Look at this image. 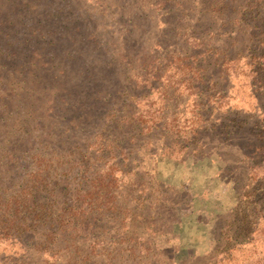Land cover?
<instances>
[{"label": "rangeland", "instance_id": "1", "mask_svg": "<svg viewBox=\"0 0 264 264\" xmlns=\"http://www.w3.org/2000/svg\"><path fill=\"white\" fill-rule=\"evenodd\" d=\"M259 196L264 0H0V264H216Z\"/></svg>", "mask_w": 264, "mask_h": 264}, {"label": "trees", "instance_id": "2", "mask_svg": "<svg viewBox=\"0 0 264 264\" xmlns=\"http://www.w3.org/2000/svg\"><path fill=\"white\" fill-rule=\"evenodd\" d=\"M192 57L194 58H192V62L189 65L193 64L194 59L197 58L196 56ZM223 61L225 62L226 60ZM200 68H202V66H200ZM256 71L258 70L256 69ZM199 77L200 79H203V76L201 74H199ZM190 87L198 89V95L202 92V88H199V86L195 84H192ZM252 202L254 204H251V212L249 214L243 213L242 217L237 218V221L239 222V233L237 235V232L234 234V242L232 246H226L223 250H221L220 254L222 256L220 260H216V264H224V262L231 258V252L234 249H240L237 247H241L245 244H250L252 242L256 243L261 237L262 243L264 245V229L260 230L259 227L260 220L264 219V214H262L264 210H261L262 207L264 209V196H259L255 199V201ZM13 205H16L15 210L19 212L23 211L20 210L21 207L31 210L30 212L37 211V213L34 214L36 218L33 217L32 219H39L38 211H40L41 203L36 198L27 199L26 196L23 195L18 200H16ZM11 215L12 218L8 220V227H10L11 229L19 225H26L27 221H29V218H26L25 216H17L15 214ZM68 221L70 222V220ZM35 223H37V221ZM28 226H32V224H29ZM244 264H264V249H262L261 251H257L256 249L252 250V254H250Z\"/></svg>", "mask_w": 264, "mask_h": 264}]
</instances>
